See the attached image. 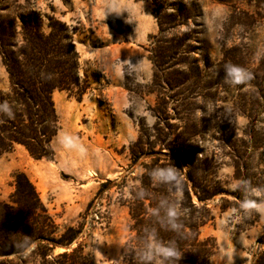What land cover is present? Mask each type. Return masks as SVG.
<instances>
[{
    "label": "rangeland",
    "instance_id": "obj_1",
    "mask_svg": "<svg viewBox=\"0 0 264 264\" xmlns=\"http://www.w3.org/2000/svg\"><path fill=\"white\" fill-rule=\"evenodd\" d=\"M180 6L190 15L189 22L170 29L166 36L185 34L190 47L184 50H192L187 54L194 83L184 86V91L166 85L154 88L149 59L152 37L158 32L154 13ZM30 9L44 21L55 17L75 29L80 74L90 87L81 100L67 91H55L60 129L52 140L53 161L36 160L21 146L0 155V201H6L13 190V174L22 171L55 222L60 227L76 225L102 183L108 182L97 199L103 218L90 224L93 229L86 226L91 235L85 251L94 264H122L130 221L124 202L142 172L139 163H132L129 147L139 135L153 138L152 127L158 120L156 89L167 101L163 117L169 116L179 129L195 127L199 134L190 144L204 155L223 156L215 139L221 132L244 139L250 133L264 134V113L250 123L233 112L230 101L239 94L251 99L253 93L256 100L264 90V0H0V16L15 17ZM234 54L245 61L238 69L240 82H236L237 69L230 68L225 71L228 91L215 89L211 83L220 59ZM8 87L0 58V89ZM222 97L229 101L221 102ZM183 102L189 103V109L186 119L179 120L178 105ZM247 152L253 155L260 185L247 186L241 199L221 194L207 201L212 218L200 228V237L210 238V264H253L264 250V147ZM170 157V152L162 156ZM221 159L216 178L232 192L234 170L229 158ZM253 198L259 203L247 201Z\"/></svg>",
    "mask_w": 264,
    "mask_h": 264
},
{
    "label": "trees",
    "instance_id": "obj_2",
    "mask_svg": "<svg viewBox=\"0 0 264 264\" xmlns=\"http://www.w3.org/2000/svg\"><path fill=\"white\" fill-rule=\"evenodd\" d=\"M154 15L158 32L152 37L149 55L152 86L184 91V86L194 83V67L188 65L187 54L192 50H184V46L190 47L185 34L167 37L166 33L189 22L190 15L182 6L173 11L156 9ZM74 34L75 29L67 23L55 17L44 21L35 9L20 11L15 17L0 16V58L9 82L6 91L0 89V155L21 146L36 160H54L52 140L60 126L53 95L55 91H67L81 100L90 87L88 79L80 74ZM239 57L224 55L207 88L211 83L215 89L228 91L225 71L243 68L245 61ZM155 92L158 120L152 127L153 138L139 135L129 147L132 163H139L142 172L124 202L130 221L122 264H210V238L200 237V228L212 218L207 201L221 194L241 199L247 186L260 185L251 162L253 155L247 151L254 153L264 147V134L250 133L247 140L221 132L215 139L223 156L204 155L201 148L190 144L198 130L190 125L179 129L176 123H170L169 116L163 117L167 101L160 98V89ZM254 96L248 99L239 94L230 100L233 112L247 117L250 123L264 113V90L256 100ZM220 101L229 99L222 97ZM178 106L182 111L176 117L186 119L189 103ZM167 152L171 157L164 160ZM222 157L230 159L234 170L236 187L232 192L216 178ZM107 183H102L76 225L60 227L26 173L15 172L13 190L6 201H0V264H94L85 251L91 235L86 226L103 218L97 199ZM247 201L259 203L258 198ZM162 249L175 255L166 256ZM253 264H264V250Z\"/></svg>",
    "mask_w": 264,
    "mask_h": 264
},
{
    "label": "clouds",
    "instance_id": "obj_3",
    "mask_svg": "<svg viewBox=\"0 0 264 264\" xmlns=\"http://www.w3.org/2000/svg\"><path fill=\"white\" fill-rule=\"evenodd\" d=\"M236 82H237V83L240 82L239 70H236ZM66 143H70V140H67V139H66ZM161 251H162V252L164 253V255H166V256H172V255H175V253L172 252V251H170V250H164V249H162Z\"/></svg>",
    "mask_w": 264,
    "mask_h": 264
}]
</instances>
